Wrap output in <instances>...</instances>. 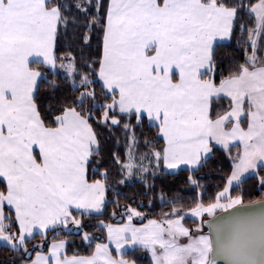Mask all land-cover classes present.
<instances>
[{"label": "snow or ice", "instance_id": "obj_1", "mask_svg": "<svg viewBox=\"0 0 264 264\" xmlns=\"http://www.w3.org/2000/svg\"><path fill=\"white\" fill-rule=\"evenodd\" d=\"M0 264H264V0H0Z\"/></svg>", "mask_w": 264, "mask_h": 264}]
</instances>
